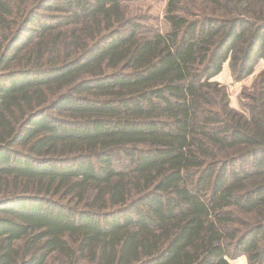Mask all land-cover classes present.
Here are the masks:
<instances>
[{
  "label": "trees",
  "instance_id": "obj_1",
  "mask_svg": "<svg viewBox=\"0 0 264 264\" xmlns=\"http://www.w3.org/2000/svg\"><path fill=\"white\" fill-rule=\"evenodd\" d=\"M120 1L0 0V264H264V0Z\"/></svg>",
  "mask_w": 264,
  "mask_h": 264
},
{
  "label": "rangeland",
  "instance_id": "obj_2",
  "mask_svg": "<svg viewBox=\"0 0 264 264\" xmlns=\"http://www.w3.org/2000/svg\"><path fill=\"white\" fill-rule=\"evenodd\" d=\"M184 3V9L190 14L203 13V10H207L208 5L203 0H182ZM168 0H121V11L125 14L126 18L136 19V21L143 27L144 33L147 32L148 36L157 32L164 33L168 31L169 25L165 21V14ZM207 8V9H206ZM183 9V10H184ZM76 12L67 7L65 0H52L50 5L46 9H40L34 11L29 15L27 20L28 28L43 29L42 26L56 27L59 26L58 32L67 33L73 30H78L80 26H76L74 22H70L71 15ZM81 26H85L82 24ZM121 28H118V30ZM122 30L127 32V27H123ZM57 31H55L56 33ZM29 34V33H27ZM39 35V33L37 34ZM24 37L21 44L26 42ZM43 40L44 36L41 37ZM36 41L33 42L35 44ZM22 46V45H21ZM34 45L29 49L32 50ZM264 71V62L262 61L257 67L254 74L248 79L242 82H236L232 77V73L228 64L224 66L222 73L215 79L221 85L226 87L230 99V105L232 108L241 110L240 107V95L244 89H250L256 77ZM237 264H248L246 257H240L235 261ZM59 264V263H57Z\"/></svg>",
  "mask_w": 264,
  "mask_h": 264
}]
</instances>
